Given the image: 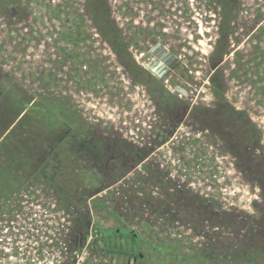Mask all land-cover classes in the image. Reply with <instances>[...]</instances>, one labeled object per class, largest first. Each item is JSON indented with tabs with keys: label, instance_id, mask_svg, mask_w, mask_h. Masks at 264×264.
<instances>
[{
	"label": "rangeland",
	"instance_id": "rangeland-1",
	"mask_svg": "<svg viewBox=\"0 0 264 264\" xmlns=\"http://www.w3.org/2000/svg\"><path fill=\"white\" fill-rule=\"evenodd\" d=\"M89 1L0 0V106L13 88L32 98L30 105L55 109L71 124L67 134L60 132L64 203L74 204L80 225L100 228L109 243L114 229L135 232L145 256L139 264H264L248 254L255 242H264V0H102L137 75L99 32ZM158 69L163 80L153 71ZM216 71L226 102L255 133L252 146L229 158L233 165L225 164L239 191L232 212L211 214L197 196L178 198L165 188L163 199L147 203L165 218L159 227L171 221L166 214L172 210L191 226L192 235L179 240L152 230L156 221L143 220L138 210H124L113 186L140 164L147 170L151 152L181 124L191 132L208 130L206 140L216 148L219 140L220 151L232 149L227 130L206 128L191 114L194 106L215 108L210 82ZM42 128L55 132L59 124L44 117ZM14 134L11 141L22 148L26 139ZM52 152L44 166L56 175ZM149 172L145 186L158 180L153 168ZM112 253L109 258L123 264L119 251Z\"/></svg>",
	"mask_w": 264,
	"mask_h": 264
},
{
	"label": "built area",
	"instance_id": "built-area-1",
	"mask_svg": "<svg viewBox=\"0 0 264 264\" xmlns=\"http://www.w3.org/2000/svg\"><path fill=\"white\" fill-rule=\"evenodd\" d=\"M206 136L211 138L208 130L196 128L191 132L183 124L177 126L151 152L149 167L155 170L157 181L145 186L143 180L150 178L149 167L144 170L140 164L113 186L116 197L121 193L124 210H138L143 220L156 221L152 230L179 240L192 235L191 226L172 210L166 214L171 221L159 227L165 218L147 205L163 199L162 188L178 198L183 194L197 196L211 214L232 212L239 191L229 167H225L226 162L232 164L228 160L231 155L221 147L218 150L220 141L215 136L217 148L209 144ZM75 208L46 186L28 185L19 190L0 210V264H116L102 250L92 224L83 230Z\"/></svg>",
	"mask_w": 264,
	"mask_h": 264
},
{
	"label": "trees",
	"instance_id": "trees-1",
	"mask_svg": "<svg viewBox=\"0 0 264 264\" xmlns=\"http://www.w3.org/2000/svg\"><path fill=\"white\" fill-rule=\"evenodd\" d=\"M89 3L91 5V12L94 16V21L99 32L103 35L105 40L111 43L112 49H114V51L120 56L122 65H126L128 71L132 75H137L138 69H136V65L131 60L125 45L120 41V35L114 31L112 24L109 22L103 1L90 0ZM210 84L211 93L215 99V108L209 109L194 106L191 110V114H193L199 124H202L206 128L227 130L231 136L232 152L234 154L238 153L239 150L244 151L246 146H252V135L255 131L248 128L247 118L226 102L224 98L223 83L220 82L219 73L217 71L211 76ZM4 101L3 105L0 106V136L8 130V128L14 123L17 117L24 112L25 109L28 110L17 122H15V126L11 129L12 133H43L45 135L47 133H53L52 129H50V132L43 131L42 120L44 117H49L55 122L57 121L59 124V132H64V134H67V125L71 126V124H68L66 121L64 122L58 118L55 109L52 111V109L49 108H42L38 105H30L33 101L32 98H25L23 94L18 95V92L13 88L10 92H7ZM44 148V146H39L38 150L40 153L38 154L40 156L41 154H45L43 153L45 151ZM196 199L198 200V198ZM95 231L97 232V240L100 241L102 250L105 253L114 254L112 251L116 252L118 250L119 255L128 256L133 252V243L128 249H126V247L124 248L122 243L115 238H113V240L109 243V240H107V238H105L101 233L100 228ZM132 233L135 232L132 231ZM246 242L248 243V241ZM254 245L255 247H251V251L248 252V254H250L249 260H261L264 258V242H255ZM246 248H248V246L245 247V249ZM217 249L218 246L213 247L208 252L214 253Z\"/></svg>",
	"mask_w": 264,
	"mask_h": 264
},
{
	"label": "flooded vegetation",
	"instance_id": "flooded-vegetation-1",
	"mask_svg": "<svg viewBox=\"0 0 264 264\" xmlns=\"http://www.w3.org/2000/svg\"><path fill=\"white\" fill-rule=\"evenodd\" d=\"M15 126V125H14ZM12 126V127H14ZM8 131V133L3 137L5 139L6 137L9 138L6 142V148L0 147V210L3 207L4 204H6L11 198H13L19 190L22 188L27 187L28 185H34V186H46L48 188H52L53 193L59 198H61L60 194V185H59V147H60V136H64L59 131L55 130L53 133H47L46 135L43 133H34V134H26L21 133L17 134L18 137H22L26 139V141L21 142L22 148H19L18 142L11 141V137L15 136L16 134ZM29 136H32L33 140H29ZM2 136H0L1 138ZM41 138V139H40ZM2 138L0 139V146L2 145ZM17 146L16 149H13V146ZM88 150H90L92 144L89 142L86 144ZM32 146L33 148H29ZM39 146H44V149H47L48 151L43 152L45 154H41V156L38 154L40 153L39 150L35 151V148H39ZM53 149V161L56 163V166L59 167L56 168V175L55 171H52V173H49V170L47 169L45 165V162L47 161L45 159V156L50 155V150ZM58 148V149H57ZM30 151V152H29ZM22 152V154H20ZM32 153V154H31ZM231 157L237 156V154L232 152V149L229 151ZM34 154V155H33ZM233 158V157H232ZM38 159L41 163H36V160ZM17 160V161H16ZM35 160V161H34ZM17 162V164H14L12 162ZM243 166V164H242ZM244 167V166H243ZM236 168L239 170V164L236 162ZM241 168V167H240ZM239 173L245 174L244 170H239ZM53 174V182L50 181V175ZM50 185V186H49ZM53 185V186H52ZM83 230H85V227H83ZM113 233L112 238L117 239L122 243L123 246L126 247V249L129 248V246L133 243V241L136 240L135 235L129 234L127 231H131L125 228H118ZM136 250L132 253H130L128 256H121V260L125 261L126 264H139L145 256L140 252V249L142 248V244L140 241V238L138 237ZM144 263V262H143ZM142 263V264H143ZM141 264V263H140Z\"/></svg>",
	"mask_w": 264,
	"mask_h": 264
},
{
	"label": "water",
	"instance_id": "water-1",
	"mask_svg": "<svg viewBox=\"0 0 264 264\" xmlns=\"http://www.w3.org/2000/svg\"><path fill=\"white\" fill-rule=\"evenodd\" d=\"M169 55L164 58V60L168 59ZM155 72V74L158 76V77H161V79L163 80L165 78V76H162L163 72L161 71V69H158V70H153ZM176 90L182 94V96H186L187 95V92L185 89L181 88V87H176ZM117 231L116 229L113 230V233ZM129 234H133L135 235V238L136 240H138V235L136 233H132V231H127Z\"/></svg>",
	"mask_w": 264,
	"mask_h": 264
}]
</instances>
